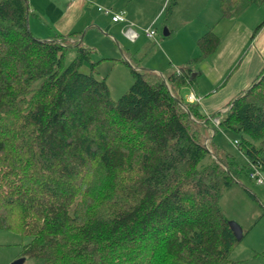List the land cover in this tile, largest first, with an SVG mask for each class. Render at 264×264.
Returning a JSON list of instances; mask_svg holds the SVG:
<instances>
[{
  "label": "trees",
  "instance_id": "16d2710c",
  "mask_svg": "<svg viewBox=\"0 0 264 264\" xmlns=\"http://www.w3.org/2000/svg\"><path fill=\"white\" fill-rule=\"evenodd\" d=\"M263 1L221 0L222 17ZM30 13L28 0H0V229L38 264L229 260L240 239L220 197L253 164L264 170V69L226 110L202 113L182 89L220 42L211 28L199 56L167 76L132 68L114 98L78 33L39 37ZM224 128L247 162L215 142Z\"/></svg>",
  "mask_w": 264,
  "mask_h": 264
},
{
  "label": "crops",
  "instance_id": "0c3cea01",
  "mask_svg": "<svg viewBox=\"0 0 264 264\" xmlns=\"http://www.w3.org/2000/svg\"><path fill=\"white\" fill-rule=\"evenodd\" d=\"M172 1L28 0L31 7L29 22L31 30L39 37L77 32L78 39L91 47L93 53H101L102 59L112 60L115 66L127 67L133 80L132 68H149L148 64L152 63L147 62L153 52L170 59L169 69L163 71L157 69L166 64L155 61L156 57L153 59V70L165 76L186 65L189 59L200 55L198 40L212 28L220 42L212 53L192 63L194 75L190 77L192 83L187 86L186 94L196 91L201 97L199 109L204 114L224 111L264 69V14L253 15V7L264 4H251L240 13L222 17L221 0H174L168 11ZM105 8L111 11L107 12ZM114 12H123L126 19L114 20ZM247 15L252 16L245 18ZM261 22V27L254 33ZM148 27L156 29L155 37L146 34ZM129 28L135 29L138 35L133 38L127 32ZM173 35L184 44L180 41L177 46H172L165 40ZM143 37L154 39V45Z\"/></svg>",
  "mask_w": 264,
  "mask_h": 264
},
{
  "label": "rangeland",
  "instance_id": "374dc122",
  "mask_svg": "<svg viewBox=\"0 0 264 264\" xmlns=\"http://www.w3.org/2000/svg\"><path fill=\"white\" fill-rule=\"evenodd\" d=\"M260 4H264V1ZM253 10V15L260 16L264 14V6L253 7ZM251 16L247 15L245 18H250ZM158 37L160 38V35ZM143 38L154 45V39ZM165 40L171 42L172 46H177L180 41L184 44V41L176 35L166 37ZM73 54L74 50L69 52L70 57ZM154 57H156L155 61L166 64L164 68H158L157 70L169 69L170 59L165 58L163 54L161 56L157 52H153L150 55V60L147 63H152V65L148 64L149 68L154 69ZM92 59L99 61L97 64V75L99 77L108 76L112 97L118 98L129 88L133 81V76L127 67L122 65L115 66L112 60L102 59L101 53H92ZM83 69L89 70L88 63L83 66ZM187 91V87L182 89V95L186 100ZM211 136L225 150L233 153L241 161L247 162L248 159L245 153L240 149L239 144L235 142V139H241L240 133L230 128H224L212 132ZM210 158L207 155L205 160ZM220 205L224 213L230 219H235L241 223L246 232L243 239L233 249L230 259L222 264H264V183H260L250 175L241 176L240 183L236 182L232 187L223 191L220 197ZM23 240L24 237L17 231L0 229V264H11L17 258L25 256L23 255ZM25 257V261L22 264H38L35 257Z\"/></svg>",
  "mask_w": 264,
  "mask_h": 264
},
{
  "label": "built area",
  "instance_id": "2783aa9c",
  "mask_svg": "<svg viewBox=\"0 0 264 264\" xmlns=\"http://www.w3.org/2000/svg\"><path fill=\"white\" fill-rule=\"evenodd\" d=\"M105 10L111 11L108 8H105ZM112 18L114 20H125L126 16L124 15L123 12H114L112 15ZM146 34L148 36L151 37H155L156 35V29L154 27H148L145 29ZM133 38L136 37L138 35V32L133 29V28H129L127 31ZM200 96L196 93L195 90L190 91V93H188L187 95V100L190 102H198L200 100ZM221 120V117L218 116H213L212 117V121L215 124H219ZM235 142L238 143V139H235ZM250 176L254 179H256L257 181H259L260 183H264V170L262 169V167H260L259 165H252L251 170H250Z\"/></svg>",
  "mask_w": 264,
  "mask_h": 264
},
{
  "label": "water",
  "instance_id": "95a60500",
  "mask_svg": "<svg viewBox=\"0 0 264 264\" xmlns=\"http://www.w3.org/2000/svg\"><path fill=\"white\" fill-rule=\"evenodd\" d=\"M165 33H168V30H166ZM193 75H194V73L192 74L191 78L193 77ZM229 223H230V226L232 227L236 237L241 240L243 235H244V229H243V226L241 225V223H239L235 219H229ZM25 258H26L25 256L17 258L11 264H22L25 261Z\"/></svg>",
  "mask_w": 264,
  "mask_h": 264
}]
</instances>
